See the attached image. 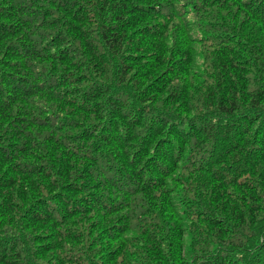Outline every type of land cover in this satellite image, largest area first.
I'll list each match as a JSON object with an SVG mask.
<instances>
[{"label":"trees","instance_id":"trees-1","mask_svg":"<svg viewBox=\"0 0 264 264\" xmlns=\"http://www.w3.org/2000/svg\"><path fill=\"white\" fill-rule=\"evenodd\" d=\"M0 264H264V0H0Z\"/></svg>","mask_w":264,"mask_h":264}]
</instances>
